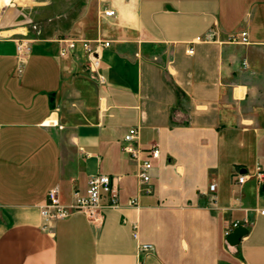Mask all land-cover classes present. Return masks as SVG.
<instances>
[{"label": "crops", "instance_id": "crops-1", "mask_svg": "<svg viewBox=\"0 0 264 264\" xmlns=\"http://www.w3.org/2000/svg\"><path fill=\"white\" fill-rule=\"evenodd\" d=\"M13 1L0 6V264H264V0L85 2L22 70L15 40L53 13ZM63 39L111 42L104 83L81 44L59 56ZM134 127L143 156L161 150L149 192L122 151ZM96 174L116 178V204L44 230L49 192L68 206ZM235 223L248 234L231 246Z\"/></svg>", "mask_w": 264, "mask_h": 264}, {"label": "built area", "instance_id": "built-area-1", "mask_svg": "<svg viewBox=\"0 0 264 264\" xmlns=\"http://www.w3.org/2000/svg\"><path fill=\"white\" fill-rule=\"evenodd\" d=\"M104 14L106 16H114V10H105ZM248 34L243 31L241 33L240 41L246 43ZM211 33H209L206 39L198 38L197 41L210 40ZM16 50H17V60L19 63L20 70L28 62L30 55L32 53V44L35 42L27 36L17 38L16 40ZM62 44L59 50V56L66 57L74 52L78 44H81L87 57V67L88 70L96 74L99 81L104 83L105 78L101 73L102 68V50L109 48L111 46L110 41L106 40H78V39H63L60 41ZM188 53H193V48L188 50ZM138 130L137 128H131L129 132L124 136V143L122 145V151L125 152L133 161H136L139 166V179L141 190L150 191L147 186L151 181V171L154 167V160L160 158L161 150L159 145L155 144L146 151V155L143 156V150L136 145ZM259 179H263V173H258ZM247 179L246 175H237L236 182L241 185ZM115 177L96 174L91 175L88 179V187L84 194L76 191L74 193V201L66 206L60 201L58 193L56 190H51L49 192L46 203L41 207V215L44 220L43 229L48 230L50 224L58 219H64L76 212H84L93 222H99L101 220V210L106 206H111L116 204L118 199V193L115 184ZM211 191H214V186L211 187ZM135 201H132L134 204ZM264 213V211L262 212ZM238 223L234 224L237 227ZM233 228L228 229L225 233L228 236ZM135 239H138V233L133 232ZM153 246L150 244H140L139 250L141 252H150Z\"/></svg>", "mask_w": 264, "mask_h": 264}, {"label": "rangeland", "instance_id": "rangeland-1", "mask_svg": "<svg viewBox=\"0 0 264 264\" xmlns=\"http://www.w3.org/2000/svg\"><path fill=\"white\" fill-rule=\"evenodd\" d=\"M93 1L95 0H14L13 3L21 8L35 7L38 10L43 7L51 8L49 11L53 13L51 17L41 15L44 12H38L37 16L35 15V42H38L44 31L48 30L51 25L76 19L84 3L87 2L90 6L94 3ZM39 30L42 32L39 33Z\"/></svg>", "mask_w": 264, "mask_h": 264}, {"label": "water", "instance_id": "water-1", "mask_svg": "<svg viewBox=\"0 0 264 264\" xmlns=\"http://www.w3.org/2000/svg\"><path fill=\"white\" fill-rule=\"evenodd\" d=\"M26 22V19H23ZM264 188V185H263ZM248 234V229L245 226H238L233 229V231L228 235L227 242L231 246L239 245L241 239Z\"/></svg>", "mask_w": 264, "mask_h": 264}, {"label": "bare ground", "instance_id": "bare-ground-1", "mask_svg": "<svg viewBox=\"0 0 264 264\" xmlns=\"http://www.w3.org/2000/svg\"><path fill=\"white\" fill-rule=\"evenodd\" d=\"M11 0H0V6L5 7L9 4Z\"/></svg>", "mask_w": 264, "mask_h": 264}]
</instances>
